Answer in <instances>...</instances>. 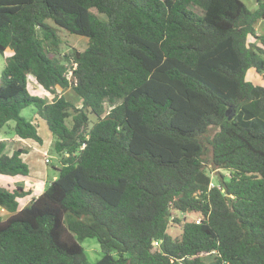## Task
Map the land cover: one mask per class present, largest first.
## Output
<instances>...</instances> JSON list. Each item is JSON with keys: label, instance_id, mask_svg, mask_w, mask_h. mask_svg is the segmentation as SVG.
Instances as JSON below:
<instances>
[{"label": "trees", "instance_id": "trees-1", "mask_svg": "<svg viewBox=\"0 0 264 264\" xmlns=\"http://www.w3.org/2000/svg\"><path fill=\"white\" fill-rule=\"evenodd\" d=\"M257 2L0 0V52L11 53L0 130L14 121L19 138L43 143L41 118L63 155L22 208L30 192L0 185V264H92L87 237L102 248L95 264H264V85L247 78L264 76ZM57 27L88 47L62 55ZM30 76L72 87L81 106L34 94ZM7 145L0 175L27 177V150Z\"/></svg>", "mask_w": 264, "mask_h": 264}, {"label": "rangeland", "instance_id": "rangeland-1", "mask_svg": "<svg viewBox=\"0 0 264 264\" xmlns=\"http://www.w3.org/2000/svg\"><path fill=\"white\" fill-rule=\"evenodd\" d=\"M246 5L248 6L249 9H255L257 7V0H243ZM196 10L200 11V9L195 8ZM257 28H258V33L264 34V20H261L257 23ZM58 33L62 38V43H61V54L64 55L68 52H70L73 49H78V50H85L88 47L89 44V38L86 36L70 33L69 31L57 27ZM9 52L2 53L0 52V76L5 68L6 65V57L9 56ZM264 56V55H263ZM253 70V69H252ZM250 69V72L248 74V79L249 80H255L256 84L264 85V76L258 77L256 71L252 72ZM255 70V69H254ZM71 77V74H69ZM30 88L34 94H39L42 95L43 97L46 98V100L51 101L57 97H60L62 95L68 97L70 100H72L76 105L81 106V101L80 97L77 95V93L73 90L72 87H67V88H61V87H56L54 92L47 91L45 90L41 85H39L36 81V78L34 76H30ZM107 110L110 109V106L106 104ZM22 115L25 116L28 119L35 118V113H36V107L34 106H29L25 109L22 110ZM92 120L94 119V116H92ZM15 124L14 121H10V125L5 126L2 130H0V139L7 138L8 142V151L12 153L15 149L18 148H27V152L25 155H23L24 160L26 164L29 167V175L33 179H42V183L44 187L52 182L54 179H56L59 176V168H61L62 163V154H59L57 150L55 149V143H56V137L51 133L50 129L48 128V125L46 124L45 121L39 119L38 124H39V133L43 138V143H38L32 139H21L18 137V135L14 131L13 125ZM214 130H211L210 134H213ZM47 159L49 161H47ZM211 167V166H210ZM209 167V169H210ZM211 176H212V181L217 184V179H218V170L213 169L209 170ZM223 174H227L229 172L222 170L221 171ZM25 179V177H21ZM15 178L12 177H7V178H2L0 177V185L4 186L10 190H13L17 188L20 184L21 181L15 182ZM22 185V184H21ZM17 186V187H16ZM21 207H24L26 204V199H21L20 200ZM2 211V210H1ZM177 215L180 218H189L191 219L192 217H195L194 214H185V213H177ZM4 216H8L7 213L4 214ZM197 217V216H196ZM182 224L183 222H175L172 221L171 224L168 227V232L173 236L177 237L181 234L182 232ZM82 244L85 248V251L87 253L89 262L92 264L97 263L103 253H102V248L95 237H87L82 241ZM113 254L115 256H118V252L116 250L113 251Z\"/></svg>", "mask_w": 264, "mask_h": 264}, {"label": "crops", "instance_id": "crops-1", "mask_svg": "<svg viewBox=\"0 0 264 264\" xmlns=\"http://www.w3.org/2000/svg\"><path fill=\"white\" fill-rule=\"evenodd\" d=\"M257 31H258V28H257ZM260 34V33H259ZM9 54H11V53H9ZM252 70V69H251ZM255 72L256 70H252V72ZM249 72H250V70H249ZM249 72H248V74H249ZM256 73H257V71H256ZM247 77H248V75H247ZM257 78L258 77H262V75L261 74H259V73H257V76H256ZM258 79H260V78H258ZM255 80L256 79H253V80H251V81H253L254 83H255ZM256 84V83H255ZM36 113H35V118H36ZM32 119H34V118H32ZM39 119H41V118H37L36 120H35V122L36 123H38V121H39ZM41 120H43V119H41ZM13 125V124H12ZM14 126V125H13ZM3 139H7V138H3ZM26 150H27V148H26ZM23 155H25V153L23 154ZM24 158V157H23ZM0 177H2L3 179L4 178H7V177H12V178H15V182H19V181H21V184L23 185V187H24V189L26 190V191H29L30 192V194H28V195H26L25 197H23L24 199H26V204L27 203H29L33 198H35V197H38L43 191H44V189L46 188V186L44 187V185H43V181H42V179H33V178H31L30 176H27V177H25V179H23V178H21V177H23V176H7V175H0ZM17 187V186H16ZM22 198V199H23ZM21 200V199H20ZM25 204V205H26ZM20 207H21V204H20ZM22 208V207H21Z\"/></svg>", "mask_w": 264, "mask_h": 264}, {"label": "water", "instance_id": "water-1", "mask_svg": "<svg viewBox=\"0 0 264 264\" xmlns=\"http://www.w3.org/2000/svg\"><path fill=\"white\" fill-rule=\"evenodd\" d=\"M227 115L229 119H232L235 115V107L231 106L228 110H227Z\"/></svg>", "mask_w": 264, "mask_h": 264}, {"label": "built area", "instance_id": "built-area-1", "mask_svg": "<svg viewBox=\"0 0 264 264\" xmlns=\"http://www.w3.org/2000/svg\"><path fill=\"white\" fill-rule=\"evenodd\" d=\"M85 144H83V146H84ZM47 161H49L48 159H47ZM214 185V183L213 182H211V186H213ZM2 211H3V209H2ZM197 222H199V221H197ZM155 245L156 246H158L159 245V242L158 241H155Z\"/></svg>", "mask_w": 264, "mask_h": 264}]
</instances>
